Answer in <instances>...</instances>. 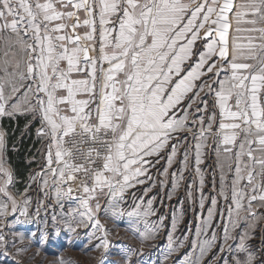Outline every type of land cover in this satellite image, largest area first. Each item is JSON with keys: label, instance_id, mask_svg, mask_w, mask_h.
I'll use <instances>...</instances> for the list:
<instances>
[{"label": "snow or ice", "instance_id": "obj_1", "mask_svg": "<svg viewBox=\"0 0 264 264\" xmlns=\"http://www.w3.org/2000/svg\"><path fill=\"white\" fill-rule=\"evenodd\" d=\"M16 114L39 119L46 141L30 180L39 177L62 209L65 198L75 200L53 225L91 229L96 264H109L112 247L101 211L122 215L125 194L161 159V186L171 177L180 188L191 166L199 206L210 204L194 238L168 234V256L187 243L184 264H264V249L258 259L250 243L264 220V0H0V116ZM209 141L213 194L205 196ZM6 153L0 131V217L28 218V189L12 191ZM138 199L127 215L146 220L153 200ZM220 216L226 222L217 225ZM163 224L161 217L140 241L155 239ZM6 243L0 234V247ZM135 252L126 250L128 264Z\"/></svg>", "mask_w": 264, "mask_h": 264}, {"label": "rangeland", "instance_id": "obj_2", "mask_svg": "<svg viewBox=\"0 0 264 264\" xmlns=\"http://www.w3.org/2000/svg\"><path fill=\"white\" fill-rule=\"evenodd\" d=\"M207 99L211 105V97H207ZM24 117L21 134L18 136L17 141H21L23 138L30 139L25 160L27 163H33V165L28 169L26 173L27 177L22 184L21 180L15 176V188H13L12 191L24 192L25 188H27V196L30 197L31 203L29 206L28 218L21 216L19 211L17 213H11V211H9L7 217H0V223L6 225V227L0 228V234L5 235L7 242L5 246L0 247V264H56L59 257H62L66 262H69V264H96L95 258L99 253L88 244L89 233L92 231L91 229H80L77 233L73 234L62 225H53L52 223V216L55 215L59 220L63 212H67L70 207L75 206L74 198H65L62 201V209L60 204L57 203L54 194H52L49 189H44L42 187L39 182V177H37L36 182L30 180V176L39 172L40 168L43 166L46 141L42 140L37 135V127L40 126L39 119H33L31 115H24ZM0 131H2L1 124ZM6 133L5 139L7 144L9 135L7 130ZM12 145L13 146L7 145V160L9 156L8 150L11 147L14 151L18 149L16 143ZM31 149L32 151H30ZM29 151L32 153H29ZM8 162L14 169L13 163L10 160H8ZM158 187L159 188L155 192L161 190L160 186ZM46 191L50 192L48 196L44 195ZM152 195L151 192L146 197H151ZM17 199H20V197L17 196ZM101 201L103 204L104 201ZM136 204L137 203H134L132 206H136ZM123 205V202L119 205V210L121 212L123 210ZM38 207L40 209L39 216L36 215V209ZM100 219L101 222L105 223L106 227L111 230L109 239L112 241V247L107 256L109 264H111L112 261H117L118 264H128L125 253L129 247L136 249V252L131 256V264H184L185 254L191 251L190 246L186 243L184 248L172 252V254L168 256L169 241H165L166 235L161 236L162 238L159 240L160 243L155 240L156 238L141 242L138 234L141 231L143 232L144 227L140 225L135 226L134 223L136 220H133L132 225L129 224L125 228L123 224L124 220H127V218L119 214L113 215L111 210H109L107 214L102 210ZM45 221H47V224H45ZM222 222L226 221H220L219 218L215 221L217 225ZM197 225L198 224L179 225L178 229L180 230V234L174 235V240L177 242L182 241L185 236L189 239L194 238ZM57 227L60 229L59 235L56 234ZM162 227H160L159 230ZM164 228L167 230V227ZM189 228L191 230H189ZM45 230L48 232V239L46 242H41V233ZM217 231H219V229H217ZM134 232L137 234L134 235ZM20 233L25 237L22 242L19 241L16 235ZM33 233L35 235H32ZM250 243L257 252V258L259 259L260 251L264 249V220H258L256 222V227ZM20 247L26 250L18 254L16 249ZM165 256H168L167 260H165Z\"/></svg>", "mask_w": 264, "mask_h": 264}, {"label": "crops", "instance_id": "obj_3", "mask_svg": "<svg viewBox=\"0 0 264 264\" xmlns=\"http://www.w3.org/2000/svg\"><path fill=\"white\" fill-rule=\"evenodd\" d=\"M22 116L23 114H16V116ZM0 124L2 127V131H4L5 134L6 130L3 126V118H7V116H0ZM40 127V126H39ZM37 127V129L39 128ZM212 145L211 141H209V149H206V151L209 152L208 157L206 158V164L203 166L205 171V188H204V195L208 196L212 193V179H213V165H214V154L210 152ZM180 157L177 158V164L173 165V168H171L169 171H175L178 168ZM191 160V157H190ZM166 166V161L161 159L160 163L156 165L155 168H151L149 170V176L150 179L145 180V184L143 185H137L134 189H130L128 193L125 194V198L122 201L123 202V210H122V216L126 217L127 220H124L123 226L126 228L129 224L132 225L133 220H136L134 225L135 226H142L144 227V230L148 227H151L154 224H159L160 218H164V224L163 227L158 231V234L156 235V241L159 242L161 240V236L166 235L165 241H168V234L171 233L173 236L180 234V230L178 229V226L181 224H199L201 222L202 218H206L207 216V208L210 206L208 202L206 201L205 208L201 209L199 206V197H200V189L198 187L199 178L196 177L194 168L191 166L187 171L184 172L185 180L181 182V187L178 189H173L171 177L168 178L167 183L164 186H161L160 181L164 179V176L162 175L163 168ZM216 183L219 184V171L216 170ZM210 180V181H209ZM160 186L161 190H158L155 192ZM189 186L193 192L192 199H189L187 196V191L189 189ZM209 186V187H208ZM150 189L147 194H145V189ZM167 190V193H166ZM152 192L151 197H146ZM173 193L172 198H168V194ZM167 194V195H166ZM144 198V201L146 202L148 199H153V214L146 218H136V217H130L127 215L128 212H130L135 206H132L134 203H140L139 197ZM158 196V199H157ZM166 197V198H165ZM159 200V202H158ZM102 202V201H101ZM220 208L223 209V203L221 202ZM221 221H226L225 216L218 217ZM217 218V219H218ZM176 221V228L173 230V221ZM164 227H167V230H165ZM141 228V227H140ZM143 229V228H141ZM143 230V232H144ZM189 230H191L189 228ZM188 230V231H189ZM142 232V231H141ZM160 243V242H159Z\"/></svg>", "mask_w": 264, "mask_h": 264}, {"label": "trees", "instance_id": "obj_4", "mask_svg": "<svg viewBox=\"0 0 264 264\" xmlns=\"http://www.w3.org/2000/svg\"><path fill=\"white\" fill-rule=\"evenodd\" d=\"M24 119V115H17L16 117L7 116V118H3L2 121L4 128L8 131L9 134L7 145L13 146V143H16V145H18L17 151H14L12 147L8 150V160L13 163L15 176L21 180V184L27 177L26 173L28 169L33 165V163H27L25 160L30 139L23 138L21 141H17L18 136L21 134L20 132L24 123ZM30 151H32V149ZM30 151L29 153H32Z\"/></svg>", "mask_w": 264, "mask_h": 264}]
</instances>
